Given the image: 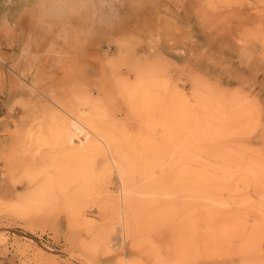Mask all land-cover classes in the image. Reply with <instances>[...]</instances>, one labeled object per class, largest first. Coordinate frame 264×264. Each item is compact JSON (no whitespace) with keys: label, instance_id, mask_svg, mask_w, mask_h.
I'll return each instance as SVG.
<instances>
[{"label":"rangeland","instance_id":"1","mask_svg":"<svg viewBox=\"0 0 264 264\" xmlns=\"http://www.w3.org/2000/svg\"><path fill=\"white\" fill-rule=\"evenodd\" d=\"M13 1L0 264H264V0Z\"/></svg>","mask_w":264,"mask_h":264},{"label":"crops","instance_id":"2","mask_svg":"<svg viewBox=\"0 0 264 264\" xmlns=\"http://www.w3.org/2000/svg\"><path fill=\"white\" fill-rule=\"evenodd\" d=\"M9 3L10 4L8 6V4L6 5V4H3L0 2V8H3L5 5L8 6V8H9V10L4 11L5 15L2 18L0 17L1 18L0 19V31L8 30V29L10 31H18V30H22V29H27L28 24H29L30 19H31L30 9L27 6H25V8H20V5L17 1L9 2ZM1 10H3V9H0V14L2 13ZM58 12H60V11H58ZM52 13L54 14V12H52ZM66 13H67V11L65 12V14ZM57 14L60 15L59 13H57ZM7 15H9V18H10L9 21H8ZM64 20H66L65 16H64ZM59 21H61V20L59 19ZM59 24H61V22ZM12 41H13V39H12ZM12 44H14V42Z\"/></svg>","mask_w":264,"mask_h":264},{"label":"bare ground","instance_id":"3","mask_svg":"<svg viewBox=\"0 0 264 264\" xmlns=\"http://www.w3.org/2000/svg\"><path fill=\"white\" fill-rule=\"evenodd\" d=\"M42 193H43V192H42ZM42 193L40 192L39 194H42ZM42 197H44L43 194H42ZM42 197H41V198H42ZM128 206H130V205H128ZM128 210H129V209H128ZM130 210H131V209H130ZM131 211H132V210H131ZM137 211H138V210H137ZM132 215H134V214H132ZM137 218H138V217H137ZM135 224H136V223H135ZM135 224H134V225H135ZM135 226H136V225H135Z\"/></svg>","mask_w":264,"mask_h":264}]
</instances>
